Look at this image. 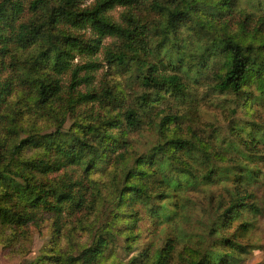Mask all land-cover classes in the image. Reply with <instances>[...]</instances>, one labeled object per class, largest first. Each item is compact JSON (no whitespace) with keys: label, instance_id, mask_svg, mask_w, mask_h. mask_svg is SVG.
Returning <instances> with one entry per match:
<instances>
[{"label":"trees","instance_id":"16d2710c","mask_svg":"<svg viewBox=\"0 0 264 264\" xmlns=\"http://www.w3.org/2000/svg\"><path fill=\"white\" fill-rule=\"evenodd\" d=\"M135 1L94 0L83 5L81 0H0L2 253L27 252L30 227H39L46 215L51 217L48 249L36 260L18 264H108L104 259H109L112 248L130 250L137 239L140 211L136 203H141L152 224L159 226V236L155 244L140 247L126 264H239L260 247L247 236L255 227L254 215L262 211L249 200L253 195L249 165L251 157L264 158L255 144L259 141L264 145L263 135H243L233 121L230 132L236 148L227 151L209 137H186L177 128L169 131L170 124L174 126L181 117L170 111L157 123L149 115L148 122L160 138L146 152L127 157L128 131L141 128L142 113L152 114L158 97L152 98L150 90H143L134 94L132 104L125 105L128 94L123 88L115 89L107 82L100 92L92 87L95 59L73 62L79 54L94 55L103 46V38L113 36L117 40L104 50L107 62L121 66L136 63V55L147 48L149 30L129 9L123 13L124 24L108 13L117 4ZM151 6L167 10L166 31L177 30L194 7H168L162 0H151ZM87 29L92 34H86ZM253 33L244 39L225 32L217 48H205L226 57L224 68L213 72L215 87L239 95L257 71L262 75L257 77L256 88L264 95V38L258 28ZM21 50H26L24 56ZM65 72L70 79L64 92L61 75ZM139 77L141 84H160L156 93L163 87L174 94L172 89L178 93L184 87L175 74L145 73ZM95 101H106L101 103L105 106L102 114L90 112L81 120L75 118L68 130L63 129L66 116L75 113L78 105ZM36 116L48 120L53 128L41 132L34 122ZM23 119L33 122L24 126ZM229 155L239 157L235 166L222 164ZM112 158L123 172L121 180V173H117L119 187L109 200L110 206L87 223L82 217L94 211L101 195L89 172ZM130 158L133 161L128 163ZM70 166L79 171L68 172ZM155 180L162 189L152 186ZM212 185L219 187L208 193ZM194 190L207 191V212L197 217L191 213L192 205L183 201L190 199L189 191ZM78 215L80 227L91 239L79 244L78 250H64L67 248L59 242L62 230ZM187 223L194 230L186 228ZM68 237L78 239L73 232Z\"/></svg>","mask_w":264,"mask_h":264},{"label":"rangeland","instance_id":"374dc122","mask_svg":"<svg viewBox=\"0 0 264 264\" xmlns=\"http://www.w3.org/2000/svg\"><path fill=\"white\" fill-rule=\"evenodd\" d=\"M93 1L81 0V4L89 5ZM162 1L168 7L194 5L190 13L185 16V19L178 24L177 30H165L167 10L153 8L151 0H137L134 3L125 5L117 4L108 10L109 15L114 20L124 24L127 20L123 17V13L129 9L140 18V22L145 24L146 29L149 30L147 48L136 55V63H132L130 66L129 64L121 66L107 62L104 50L105 46H112V43L117 40L113 36L104 37L103 46L94 55L79 54L73 60V62H84L95 59L97 67L91 71L93 76L91 80L92 87L100 92L103 82H107L115 89L117 86L123 88V92L125 91V94H128L125 105L132 104L134 94L143 90H150L152 98L158 97L154 102L155 106L151 107L152 114L148 111L142 113L141 128L128 131V147L124 152L125 155L130 157L146 152L160 138L159 131L152 123L148 122L149 115L157 123L161 115L170 111L181 114V117L177 119L174 126L170 124L169 131L177 128V131L179 130V133L186 137L193 134L203 136V138L209 137L215 141L217 146L227 151L236 148V139L230 132L233 121H237L241 127V129H237L243 135L251 134L258 136V138L264 136V106L262 103L264 95H261L258 88H256L257 77H261L262 74L258 72L257 75V71H255L252 79L245 86L244 92L239 95L220 90L215 87L216 79L213 72L224 68L226 57L224 53L215 52L214 54L205 50L206 47L217 48V44L221 43L219 42L220 35L225 32L247 39L249 35L255 34L253 32L258 28L259 36L264 38V0H222L223 3H219L221 0ZM27 15L28 12L25 13V16ZM86 34H92L91 30L87 29ZM25 52L26 50H21L23 56ZM145 73L175 74L184 87L178 93L172 89L174 94L170 91H164L163 87L156 93L155 88L158 89L160 84L156 86L152 83V85L147 86L140 83L139 75ZM3 74H6V70L3 71ZM69 79L68 72L61 75V85L64 92L67 89ZM79 88L84 90L83 85H80ZM255 96L256 99H251ZM105 102L95 101L78 105L75 108V113L66 116L63 129L68 130L75 118L81 120L90 112L102 114L105 106L101 103ZM21 122L26 126L33 121L23 119ZM34 122L36 126L41 127V132L53 128L48 124V120H43L39 116L35 117ZM21 134L24 135L25 132H21ZM255 144L261 152H264L263 143L256 141ZM238 159V156L229 155L222 160V164L234 165ZM110 160L109 163L93 168L89 172V176L98 182L101 195H99L100 200L94 211L90 210L91 212L89 211L88 215L82 217L87 223L90 220L92 221L91 218L94 215L100 216L101 210H105L107 206H110L109 200L113 198V194L119 187L117 173H121L120 180L122 179L123 172L119 169L121 165H118L113 158ZM131 161H133L132 158L128 160V163ZM250 161L249 166L251 167L250 171H252V180L250 181H252L253 195L249 200L255 201L262 208V211L254 215L255 217L252 220L255 227L247 237L249 240L258 243L260 247L251 251L239 264H264V158L251 157ZM67 170L68 172L77 173L79 168L70 166ZM152 186L162 189L159 180H155ZM218 187V185H212L208 188V193H212ZM206 192V190L189 191L191 194L190 199L194 197V202L190 199L183 200L186 205H192L190 210L194 217L207 212ZM135 207L140 211V217L137 220L138 227L135 229V231L139 230L137 239L130 250L122 246L112 248L109 259L103 258L108 264H126V260L132 254H135L140 247L155 244L158 239L159 226L152 224L149 212L141 203H136ZM79 219L80 216L78 215V219L74 220L75 223L74 221L69 222L62 230L59 242L62 248H67L64 250L71 248L78 250L91 239L89 232L80 227ZM50 223L51 217L46 215L39 227H30L31 230L28 234L30 248L27 252L4 255L0 244V264L30 262L36 260L40 254H44L50 246ZM186 228L194 230L189 224L186 225ZM69 232H73L75 239H78L72 241L68 237ZM174 260H177V258H174Z\"/></svg>","mask_w":264,"mask_h":264}]
</instances>
